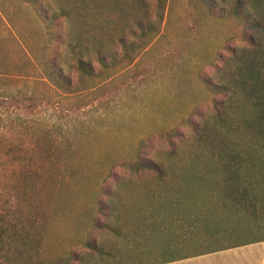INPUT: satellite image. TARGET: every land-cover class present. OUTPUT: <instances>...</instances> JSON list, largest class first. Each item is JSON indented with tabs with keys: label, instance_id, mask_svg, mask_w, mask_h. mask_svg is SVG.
Instances as JSON below:
<instances>
[{
	"label": "rangeland",
	"instance_id": "374dc122",
	"mask_svg": "<svg viewBox=\"0 0 264 264\" xmlns=\"http://www.w3.org/2000/svg\"><path fill=\"white\" fill-rule=\"evenodd\" d=\"M49 1L68 16L50 24L41 18L44 1L0 0V228L25 241H15L4 264L115 262L88 240L121 249L126 264H138V244L125 248L124 240L95 229L105 217L101 201L111 199L117 177L133 176L130 164L138 157L191 158L197 146L189 121L200 120L198 113L216 135L214 116L218 108L224 114L233 96L213 91L217 68L233 72L239 64L233 51L250 46L242 36L257 30H248L231 0L214 7L205 0ZM132 15L154 27L141 32ZM242 95V106L226 112L239 127L220 129L222 141L252 139ZM180 184L202 185L173 186ZM154 187L120 190L123 214L148 213ZM163 227L155 236L160 250L142 263L221 243H192L184 220Z\"/></svg>",
	"mask_w": 264,
	"mask_h": 264
},
{
	"label": "trees",
	"instance_id": "16d2710c",
	"mask_svg": "<svg viewBox=\"0 0 264 264\" xmlns=\"http://www.w3.org/2000/svg\"><path fill=\"white\" fill-rule=\"evenodd\" d=\"M31 1L37 2L38 0ZM39 1H44L47 7L46 14L42 15L43 8L40 9L41 12L38 11L40 6L36 8V11L47 23L51 21L50 24H52L60 17L69 14V11L67 12L63 6L53 8L49 0ZM231 1L235 2V14L242 11L239 18L244 19V23L249 27L248 30H257V32L242 36L246 38L250 46L233 51V55L239 62L233 72L227 74L222 71L221 67L217 68L221 75L219 74V77L211 84L213 91L216 93L228 91L232 92L233 96L224 114L218 108L214 116L213 128L216 135L212 138L208 134V119L202 113H198L201 115L200 120L189 121L193 127L192 135L197 146L196 153L191 158L175 159L170 157L168 158V160L171 159L170 161L160 158V162L159 157L156 159H140L141 157H138L130 164L134 171L133 176L117 177L115 188L109 194L111 199L104 203L101 201L99 215H105V217L103 220L96 219L95 229L102 230L104 228L116 238L124 240L125 248L127 246L134 248L138 244V264H158L175 259L174 257L156 263H142L146 257H151L153 253L157 254L156 251L160 250V244L156 243L155 236L165 225L177 224V221L184 220L186 234L192 243L194 241L211 244L220 241L218 248L211 249H227L245 245L248 242L234 241L239 239V235L234 227L221 225V214L223 212L235 213L236 209L242 210L247 218L256 217L259 214L258 210L261 205L255 190L260 182L264 181V0ZM205 2L210 4L214 2L212 6L214 7L222 5L227 0H205ZM253 14H256V17ZM132 16L137 17L134 19V23L141 32L154 27L150 21H146L138 15ZM259 30L261 31L258 32ZM53 39L54 36L51 37V40ZM122 41L125 42L124 39ZM101 59L105 61L104 58ZM82 67H84L83 64ZM58 77H62V75L58 74ZM240 93L243 94V103L250 108L249 112L244 113H248V116L247 118L243 116V122L250 131L252 139L246 142L236 139L222 141L218 137L220 129L228 127L237 131L239 127L236 120L227 117L226 112L228 111L227 113L230 115L235 113L238 106H242L237 98ZM217 104L218 102H216ZM205 147L208 148L205 150ZM198 148L200 149L198 150ZM183 181L191 185L197 183L202 185L200 187L181 184L173 186V184ZM151 182L157 184V187L150 189L152 191L150 195L154 196L156 201L146 205L148 213L144 211L145 214L142 213L131 218L123 214L121 211L123 199L120 190L138 188L143 185L151 187ZM203 184L210 186L206 187ZM204 189L205 191H203ZM179 212H182V216H177ZM126 218H130L133 224H128V227L125 228ZM8 230L6 225L0 228L1 264L11 261L12 245L15 241L25 244V241L19 239L17 235L12 237ZM242 231L244 235H246L245 231L248 234L260 233L259 235H261L264 233V226L245 225ZM88 245L99 252L102 258L114 257L115 262H107L108 264H126L127 262L125 251L121 249L108 251L102 244L94 240H88ZM71 254L70 260L76 259L77 254ZM116 254H119L117 255L119 258ZM128 256L127 258L131 260L130 252H128ZM14 258L15 253L13 254Z\"/></svg>",
	"mask_w": 264,
	"mask_h": 264
},
{
	"label": "crops",
	"instance_id": "0c3cea01",
	"mask_svg": "<svg viewBox=\"0 0 264 264\" xmlns=\"http://www.w3.org/2000/svg\"><path fill=\"white\" fill-rule=\"evenodd\" d=\"M255 191L259 196L258 201L261 205L258 210L259 214L256 217L247 218L240 209H236L235 213L223 212L220 217L222 226L229 225L231 228L234 227L237 235L243 236L245 235L242 230L245 225L264 226L262 224V221L264 222V181L260 182ZM234 241L248 243L227 249H206L158 264H264V233L258 237L249 235Z\"/></svg>",
	"mask_w": 264,
	"mask_h": 264
}]
</instances>
